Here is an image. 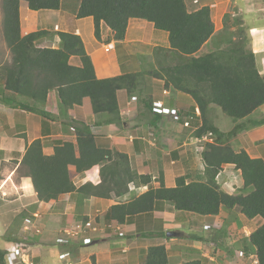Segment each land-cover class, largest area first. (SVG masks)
Masks as SVG:
<instances>
[{
    "label": "crops",
    "instance_id": "0c3cea01",
    "mask_svg": "<svg viewBox=\"0 0 264 264\" xmlns=\"http://www.w3.org/2000/svg\"><path fill=\"white\" fill-rule=\"evenodd\" d=\"M70 1L61 0L57 11L37 12L30 11L27 3L21 1V36L44 30L48 34L37 42V47L57 48V33H73L82 40L97 79L138 74L137 87L131 93L125 90L116 93L119 124L108 123L109 116L106 114L93 115L88 99H84L80 106L63 111L54 91L48 93L43 108L48 118L0 104V193L6 195L0 196V201L8 194L12 198L10 202H14L15 206H26L33 216L37 215V219H33L37 234L33 232L35 234L30 238L26 261L30 264H140L148 247L162 245L171 264L189 261H199L200 264H257L249 244V235L262 222L259 218H245L237 209H221L217 216L193 218L186 212L173 210L170 204L165 203L151 213L129 217L123 224H106L103 216L110 206L117 202L131 201L146 192L148 187L131 184L128 193L116 200H80L75 194H65L54 203H43L37 201L30 178L21 173L16 177L25 148L32 141L41 142L46 156L52 155L54 147L60 143H75L70 122L90 126L96 145L126 154L131 169L139 175L147 174L155 180L161 173L166 188L174 187L177 177L188 173L193 177L204 171L201 159L204 142L194 136L202 124L195 103L184 93L164 88L163 80L148 75L151 70H158L167 63L166 51L160 54L154 52L156 48L168 49L167 34L164 36L165 44L145 42V49L139 48L134 40L129 39L130 31L135 29L130 19L124 40L114 41L109 29L103 24L99 28L100 39L96 40L92 18H76L81 0H75L73 6L69 7ZM184 2L188 10H197L203 6L210 9L214 34L201 47L198 55L218 47L224 18L228 20L230 17L231 23L227 22V27L231 31L240 28L245 32L250 50L255 55L257 71L264 80V0ZM31 20L38 30L33 29ZM237 21L240 22L238 27L234 25ZM139 26L142 24L136 25L137 28ZM107 45L109 50L105 52ZM140 57H145L143 61L148 63L147 69H141ZM72 62L79 66L75 59ZM155 101H161L164 109L175 112L178 122H173L170 116L156 114L151 107ZM212 106L208 108L207 119L216 126L211 119L215 112ZM258 110L263 115L261 118H264V105ZM256 111L248 119L237 123L248 126L250 121H256L251 119ZM184 123H188V126H184ZM230 145L235 152L243 150L250 158H261L264 161V125L256 128L248 126V129L231 140ZM68 172L77 188L88 182H99L97 167L77 174L70 165ZM216 183L230 195L242 191L240 172L232 165L222 167L216 176ZM151 186L157 188L159 183L153 181ZM84 219H95L102 231L85 236L79 243L71 242L63 246L55 244V238L66 224ZM118 233L123 235L118 236ZM62 253L66 254L64 260L59 259Z\"/></svg>",
    "mask_w": 264,
    "mask_h": 264
},
{
    "label": "trees",
    "instance_id": "16d2710c",
    "mask_svg": "<svg viewBox=\"0 0 264 264\" xmlns=\"http://www.w3.org/2000/svg\"><path fill=\"white\" fill-rule=\"evenodd\" d=\"M21 1L35 12L57 11L61 6V0H1L2 35L11 59L0 66V104L48 118L43 108L48 93L54 91L63 111L88 99L93 115L106 114L108 123L119 124L116 93L133 92L138 74L97 79L82 40L73 33H57V48L37 47L48 32L39 30L21 36ZM87 17L93 20L96 40L100 39V24L109 29L114 41L124 40L130 19L151 23L155 30L167 34L168 49L154 51L156 54L166 51L167 63L148 75L163 80L164 88L184 93L195 103L202 124L194 136L200 139L211 134L212 140L203 145L204 171L193 177L189 173L177 177L175 186L166 188L161 173L155 180L147 174L139 175L131 169L126 154L99 148L90 126L70 122L75 143L56 145L50 156L44 155L39 140L25 148L17 172L30 178L37 201L54 203L65 194H75L80 200H116L128 193L129 185L133 184L147 186L148 190L131 201L110 206L103 216L106 224H123L129 217L151 213L165 203L175 211L198 216H217L221 209H237L245 218H259L262 222L249 235V244L257 264H264V161L250 158L243 150L235 152L230 145L248 126L264 125V118L250 121L248 126L237 123L264 105V80L257 71L245 32L240 28L231 31L225 17L219 47L198 55L214 34L207 6L188 10L184 0H81L76 18ZM234 25L238 27L240 22ZM73 59L79 66L73 64ZM210 105L233 120L235 125L229 131L223 132L208 121ZM70 165L77 174L97 167L99 182L75 187L69 178ZM224 165H232L240 172L243 181L240 193L227 194L217 185L216 176ZM153 181L159 183L157 188L151 186ZM7 254L8 251L0 249V264H8ZM140 264L171 263L165 247L157 245L146 249Z\"/></svg>",
    "mask_w": 264,
    "mask_h": 264
},
{
    "label": "rangeland",
    "instance_id": "374dc122",
    "mask_svg": "<svg viewBox=\"0 0 264 264\" xmlns=\"http://www.w3.org/2000/svg\"><path fill=\"white\" fill-rule=\"evenodd\" d=\"M72 3H75V0L70 1L69 7L73 6ZM227 22L231 23L230 17L228 18ZM30 23L34 30H38L33 20H31ZM132 24H134L135 29L133 31H130L129 39L134 40L139 46V48L145 49V46H143L145 42L146 43H149V42L156 43L157 42L159 45L165 44L164 36L166 34L164 32L153 30L152 27H150L151 25L145 21H138V20L132 19L131 25ZM137 24H142V26H139L137 28L136 27ZM72 30L73 28H71V31ZM83 39H84V29H83ZM88 39H89V36H87V40ZM140 58L141 59H138V60L142 64L141 69L142 68L147 69V67H149L148 63L143 61L145 57H140ZM10 59H11V56H10L8 49L5 46L3 35H2V10H1V0H0V66L2 64L10 62ZM212 110H215V112L212 114L211 119L213 120L216 127H218L221 131L223 132L229 131L234 126L233 120L227 117L226 115H224L218 107L212 106ZM261 117H263V115H261L258 110L251 117V119L257 120ZM18 175H19V172L17 173L16 177ZM250 190L251 188L249 189V191ZM0 196L2 197L6 195L3 193H0ZM10 201H12V198L8 194H7V197H5L3 200L0 201V249L10 251L11 248L15 246V244L19 243L22 237L26 235L28 236V240L26 242V247H25V252L27 253L26 250L28 248V245L31 244L29 243V241L31 240L30 238L33 237L34 236L33 234L36 233L35 228H34L33 219H37V218L33 217L32 212L28 210V207L15 206V203L10 202ZM186 214H188V216H192L193 218H197V217L199 218V216L196 214H192V213H186ZM27 222H29V227H30L28 232L24 230V224H27Z\"/></svg>",
    "mask_w": 264,
    "mask_h": 264
},
{
    "label": "built area",
    "instance_id": "2783aa9c",
    "mask_svg": "<svg viewBox=\"0 0 264 264\" xmlns=\"http://www.w3.org/2000/svg\"><path fill=\"white\" fill-rule=\"evenodd\" d=\"M196 3V1L194 2ZM109 45L105 48V52H108ZM133 101V99H131ZM153 111L156 114H160L162 116H170L173 122H178V115L175 112H170L163 108V104L161 101H155L152 105ZM184 126H188V123H184ZM200 142H211V134L203 136L199 139ZM37 218V215L33 216ZM33 226V225H31ZM111 227V226H109ZM30 229L29 222L24 224V230L28 232ZM102 229L96 222V220H89L87 221H74L72 223L66 224L59 236L55 238V244L58 246L67 245L68 243H79L80 241L84 240L85 236L88 237L90 234H96L101 232ZM122 233H118V236H122ZM28 240V236H23L21 241L8 251L6 255V261L8 264H30L26 261L27 253L25 252L26 242ZM89 241V240H88ZM66 258V254L62 253L59 255L60 260H64Z\"/></svg>",
    "mask_w": 264,
    "mask_h": 264
},
{
    "label": "bare ground",
    "instance_id": "6f19581e",
    "mask_svg": "<svg viewBox=\"0 0 264 264\" xmlns=\"http://www.w3.org/2000/svg\"><path fill=\"white\" fill-rule=\"evenodd\" d=\"M216 34V33H215ZM24 174V173H23Z\"/></svg>",
    "mask_w": 264,
    "mask_h": 264
}]
</instances>
